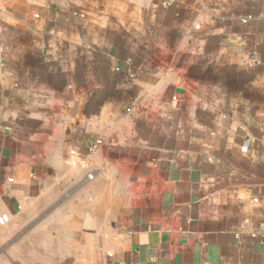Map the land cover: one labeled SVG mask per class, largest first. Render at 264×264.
Listing matches in <instances>:
<instances>
[{
	"label": "crops",
	"instance_id": "0c3cea01",
	"mask_svg": "<svg viewBox=\"0 0 264 264\" xmlns=\"http://www.w3.org/2000/svg\"><path fill=\"white\" fill-rule=\"evenodd\" d=\"M0 11V264H264V0Z\"/></svg>",
	"mask_w": 264,
	"mask_h": 264
},
{
	"label": "built area",
	"instance_id": "2783aa9c",
	"mask_svg": "<svg viewBox=\"0 0 264 264\" xmlns=\"http://www.w3.org/2000/svg\"><path fill=\"white\" fill-rule=\"evenodd\" d=\"M0 15H1V11H0ZM103 144L102 140H95L94 142H92L87 149V156H90L91 154H93L96 149L101 146ZM72 163L76 166H80L82 165L83 167H86V159L83 158V156L78 153V152H73L70 156ZM89 177H91V175H89ZM255 202H258L257 200H254ZM10 222V218L8 215H1L0 216V227H5L6 225H8Z\"/></svg>",
	"mask_w": 264,
	"mask_h": 264
}]
</instances>
